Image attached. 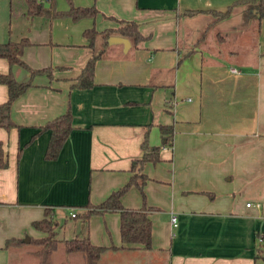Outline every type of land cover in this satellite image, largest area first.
Segmentation results:
<instances>
[{
	"label": "crops",
	"instance_id": "obj_1",
	"mask_svg": "<svg viewBox=\"0 0 264 264\" xmlns=\"http://www.w3.org/2000/svg\"><path fill=\"white\" fill-rule=\"evenodd\" d=\"M72 1L94 3L98 13L49 23L26 14L25 0H12V15L10 0H0V42L26 35L24 61L49 66L53 75L34 76L11 103L17 126L0 127L8 160L0 168V264H37L22 249L25 244L6 247L5 241L43 236L31 223L46 209L59 223L70 208L78 213L87 202L104 200L128 180L145 134L150 145L160 146V159L143 165L149 177L143 186L146 204L155 208L149 212L151 247L107 248L97 264H264L257 255L264 239L261 244L256 235L264 232V17L256 26L254 51L244 59L248 52L230 51L229 58L203 45L209 30L219 42L225 40L219 30L240 31V6L211 23L210 10H223L233 0ZM56 5L65 9L68 2ZM116 18L135 20L146 38L126 50L115 43L111 56L96 60L94 84L72 87L91 54L83 29L118 27ZM9 69L0 57V72ZM11 71L18 81L29 77L18 65ZM6 98L0 83V103ZM68 105L71 132L58 155L45 158L48 131L31 135ZM161 124L173 126L170 146L162 145ZM120 200L125 207L142 205L134 185ZM63 228L73 235L83 229L95 245H121L114 211L93 214L87 224L70 220ZM76 254L60 258L85 264Z\"/></svg>",
	"mask_w": 264,
	"mask_h": 264
},
{
	"label": "trees",
	"instance_id": "obj_2",
	"mask_svg": "<svg viewBox=\"0 0 264 264\" xmlns=\"http://www.w3.org/2000/svg\"><path fill=\"white\" fill-rule=\"evenodd\" d=\"M25 2L26 14L29 16L39 15L46 17L49 20V23L51 22V19L55 17L69 16L73 20H77L86 16L94 17L96 13H98V8L94 3L76 4L72 0H67L68 7L61 9L56 7L55 0H25ZM234 6H240L244 24L249 23L250 25L252 19H256L258 24L259 20L264 17V0H233L223 10H210L211 13L216 16L211 20V23L216 19L227 16ZM249 9H254L252 15L246 14ZM197 10L186 9L185 12L193 13ZM12 14V0H10V15ZM109 17L114 16L109 15ZM116 19L118 20L119 26L115 28L109 27L97 30L95 26H90L83 29L82 35L87 40V45L91 48V54L80 68L78 74L73 78V82L71 83L72 87L88 88L94 84L93 77L96 60L111 56V53L113 52L112 47L115 43L108 42L110 36L117 35L125 37L129 40L132 47H137L139 42L146 38L140 32L135 20L123 18ZM28 44H30V41L26 35L17 40L8 39L4 42H0V57L5 58L8 61L10 68L6 73L0 72V83L4 84L7 88V98L0 103V127L6 130L17 126L10 116V106L12 101L32 85L34 76L45 74L50 79L53 76L51 67L34 68L24 61L22 53L24 47ZM191 50L192 49H190L189 52H191ZM13 65H18L25 69L29 73L28 79L18 81L11 71ZM71 129L72 113L70 106L68 105L62 114L37 127L30 139H33L41 132L48 131L49 139L44 156L45 158L53 159L58 155L60 148L69 136ZM159 129L162 136V145L170 146L173 135V126L171 124H161L159 125ZM140 147L142 154L140 157L131 160L129 168L131 175L128 180L119 188L111 191L101 202L96 204L87 202L83 206V211L76 212L73 217L74 219H80L87 224L89 217L93 214H102L107 211H114L119 214L120 246L111 245L106 247L95 245L90 242L87 232L83 231V229H81L78 234L64 241L65 252L80 253L84 258L85 264H97L100 254L107 248H132L136 245H140L144 249H149L151 247V220L149 212L155 208L146 204L143 186L149 177L143 172V165L145 162L150 161L155 163L160 159V146L150 145L147 140V134H145L140 143ZM19 153L20 147L18 148V154ZM7 164V154L4 150L3 143L0 142V168L6 167ZM133 185L139 189L142 197V205L138 208L125 207L120 200L122 194ZM52 216L50 210L46 209L43 218L34 220L31 223L34 228L47 232V236L40 238L30 237L29 240L30 243L39 244L41 246L33 252L34 256L37 258V264H51L52 253L56 249V240L54 238L56 232L55 228L62 227L65 224L53 221ZM256 235L262 244L264 232H257ZM23 244H25V242H23L21 238H9L5 241L6 247ZM257 255L264 257L263 245H260L257 248Z\"/></svg>",
	"mask_w": 264,
	"mask_h": 264
},
{
	"label": "rangeland",
	"instance_id": "obj_3",
	"mask_svg": "<svg viewBox=\"0 0 264 264\" xmlns=\"http://www.w3.org/2000/svg\"><path fill=\"white\" fill-rule=\"evenodd\" d=\"M67 1V0H66ZM56 2V0H55ZM15 5V4H14ZM56 7H58L56 5ZM232 12V11H231ZM237 13V12H236ZM234 18L239 19V15H234ZM63 17H68V16H63ZM212 18L216 17L215 14H212L211 16ZM243 20V18L241 19ZM233 22V20H232ZM251 24L249 25V23L244 24L243 22H241V24L237 27L240 29V31L237 30L232 31L229 33H226V31H218V36L225 38V40L223 42H219L218 39L215 37V35H213V33H211V30H209V34H207V40L205 41V44L203 45L204 48H211L213 50H219L225 57L228 56L229 58H233L232 54L230 53V51H234V53L236 51H240V52H248L246 56L241 57L242 59L246 58L247 56H249L255 49V38H256V26H257V22L256 19H252ZM220 25L216 26L215 28H219ZM231 33V34H230ZM229 34V36H228ZM232 36L236 39H231ZM228 40V41H227ZM234 40V41H231ZM195 44V43H194ZM235 62H237L236 60H234ZM53 221L54 218H52ZM70 220L72 221H78V219H70V217L68 216V218H63V219H59L58 218V222L60 224L65 223L64 226L59 227V228H55V235L54 238L56 240V249L55 251L52 253V258H51V264L54 262V264H70L69 261L64 262L61 260L60 257H64L65 253V248H64V241L66 239H69L70 236H74L72 233V231H69L68 228H66V230H64L63 227H65L66 225L70 224ZM43 236H47V232L42 231ZM41 236V237H43ZM69 237V238H68ZM40 238V237H37ZM41 246L39 244H33L30 242H25L24 248L22 249H26V251L35 258L33 252L34 250L39 249ZM78 255V259L80 258L79 255H81L80 253L76 254ZM37 260V258H35ZM79 264H81V260L79 259Z\"/></svg>",
	"mask_w": 264,
	"mask_h": 264
},
{
	"label": "water",
	"instance_id": "obj_4",
	"mask_svg": "<svg viewBox=\"0 0 264 264\" xmlns=\"http://www.w3.org/2000/svg\"><path fill=\"white\" fill-rule=\"evenodd\" d=\"M254 10V9H253ZM108 42L109 43H119V44H122L123 46V49L126 50L129 46H130V42L127 38L125 37H121V36H110L108 38ZM23 242H29L30 240V237L28 235H25L23 238H22Z\"/></svg>",
	"mask_w": 264,
	"mask_h": 264
},
{
	"label": "built area",
	"instance_id": "obj_5",
	"mask_svg": "<svg viewBox=\"0 0 264 264\" xmlns=\"http://www.w3.org/2000/svg\"><path fill=\"white\" fill-rule=\"evenodd\" d=\"M233 70H236V69L233 68ZM249 204H250V203L248 202L247 205H249ZM75 213H76V212H75V209L70 208V210H69V216H70V217H74V216H75ZM171 221H172V223H173L174 225H176V218H175V216H173V215L171 216Z\"/></svg>",
	"mask_w": 264,
	"mask_h": 264
}]
</instances>
